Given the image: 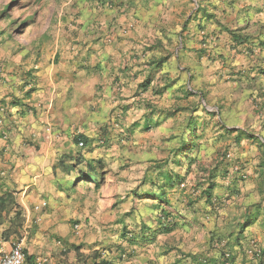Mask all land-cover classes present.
Returning <instances> with one entry per match:
<instances>
[{"label": "crops", "instance_id": "obj_1", "mask_svg": "<svg viewBox=\"0 0 264 264\" xmlns=\"http://www.w3.org/2000/svg\"><path fill=\"white\" fill-rule=\"evenodd\" d=\"M76 1L45 35L30 39L28 55L0 51V196L12 192L24 217L12 232L15 211L0 213V257L22 241L32 256L27 264H120L119 246L141 254L130 264H149L145 252L157 233L178 229L155 232L165 219L155 198L141 196L146 185L153 191L164 182L158 173L165 146L155 138L160 133L163 140L181 116L208 114L204 108L238 120L254 99L263 104L251 94L264 91V0ZM80 138L87 145L79 146ZM103 154L120 158L118 176L132 164L147 175L96 181L98 169H112L96 163ZM92 165L93 179H82ZM261 169L249 163L247 176ZM224 184L242 195L222 197ZM253 185L217 174L212 200L227 202L225 217L240 222L259 197ZM206 186L180 184L193 198ZM143 200L158 209L154 223L142 212ZM255 225L250 221L244 233ZM142 232L146 241L131 245L127 237Z\"/></svg>", "mask_w": 264, "mask_h": 264}, {"label": "rangeland", "instance_id": "obj_2", "mask_svg": "<svg viewBox=\"0 0 264 264\" xmlns=\"http://www.w3.org/2000/svg\"><path fill=\"white\" fill-rule=\"evenodd\" d=\"M90 1L93 3V0ZM77 3L76 0H0V51L14 55H28L31 51L29 48L34 45L30 39L45 35L48 25H55L60 18H65L64 14H68L62 12V8L73 7ZM253 95L264 97V91H255L251 94ZM262 100L263 104H259L254 99L253 104L246 108L244 115L238 120H234L231 116L223 117L225 115L221 113L214 116L199 111L195 135L187 131L189 115L172 121L163 140L158 133L159 137L156 136L155 140L160 143L163 141L165 146L162 157L165 161L160 162L161 170L179 175L176 186L167 188L172 203L166 205L167 210L173 211L174 207L182 205L181 201L187 195L179 182H194L198 187L201 183L207 182L213 172L219 174L221 180L239 179L242 183L246 180L253 182L252 188L256 189L259 197L249 205L247 214L240 221L243 222L247 217H250L251 221H256L254 229L249 230L248 233H244L246 229L240 233V222L227 220L222 210L226 208L224 203L227 202L218 199L208 206L205 202L194 205L199 219L190 226L186 223L179 225L173 234L157 233L160 235L154 241L153 247L151 246V251L145 252V257L152 256L150 260L152 263L149 264H223L226 261L230 264H264L262 254L264 252V98ZM214 111L218 110L214 109ZM224 125L230 129H242L245 134L240 141H237V133L228 132ZM184 133L189 136L187 139L189 143L185 148L181 141ZM190 142L195 145L191 153H188L186 148L191 145ZM95 161L102 165L112 164V169L104 174V181L120 179L133 182L147 175L145 167L132 164L124 169L122 177L118 176L117 171L121 168L122 162L115 156L97 155ZM253 162L263 169L258 171V176L251 173L244 177L243 174H247L248 164ZM237 164L240 166V173L232 177L233 167ZM100 170L102 169H98L97 172ZM150 176L158 180L157 175L150 174ZM161 180L163 179L160 178ZM254 180H257V183ZM226 186L223 185L225 195L222 197L228 199L231 196L242 195L241 189H236L237 186H233L232 189ZM150 188L151 184H148L142 190L146 191ZM152 188H157V185ZM152 205L149 200L142 201V212L150 222L154 223L158 209ZM178 222L182 223V220ZM32 226H38V223L34 222ZM161 241L164 244L160 245ZM160 247H165L166 250L162 251ZM118 251L120 264H130L136 255L126 249L124 251L131 252L132 255L121 257V251ZM226 253L230 256L227 257ZM137 255L139 257L141 254ZM161 260L165 262L159 263Z\"/></svg>", "mask_w": 264, "mask_h": 264}, {"label": "trees", "instance_id": "obj_3", "mask_svg": "<svg viewBox=\"0 0 264 264\" xmlns=\"http://www.w3.org/2000/svg\"><path fill=\"white\" fill-rule=\"evenodd\" d=\"M241 41V39H240ZM180 109H176L175 111H179ZM199 108H196L194 110H192V112L198 111ZM204 110L210 114V115H217L218 113L216 111H208L204 108ZM167 112L168 115L173 114L174 110H165ZM198 123V116L197 115H189V119L187 122V131L190 132L195 135V130H196V126ZM222 124V123H221ZM224 128L227 129L228 132H236V139L237 141H240L241 138L243 137V135L245 134V131H243L242 129H230L228 128L226 125L223 126ZM146 128L149 129L150 126L147 124ZM188 135H186L184 133V135H182L181 141H182V146H184L189 142H187L188 139ZM193 138V137H192ZM83 139L85 142V145H87V139L85 138H80ZM80 139H77V142L80 141ZM191 145L187 146L186 151L188 153H191V151L193 150V146L195 144H193V142H190ZM92 172H81L80 173V177L82 179H93V171L96 170L95 166H91ZM219 169H216V171ZM214 174H212L209 178V180L207 182H203V183H207L206 188H204L201 191V196L193 198L190 196H185V199L182 201L184 206L179 205L174 207L175 210L171 211V210H167L166 205H172L171 203V197H169V194L167 193V188H172L176 185V179L179 177V175L177 173H173V172H163L160 171L158 173V178H162L163 179V184L159 185V187L156 190H146L145 193L141 194L142 197L144 196H149L152 198L156 199V203L154 204V206H156V208L160 209L161 211V216L165 219L164 222H159L158 226L154 229L155 232H171L173 231L177 226L180 225V223L178 222L180 219L182 220V224L186 223L187 225H192L190 223H188L189 219L191 222L197 221V215L198 212L197 210L194 208V205H197L201 199L203 197H206V203H211L213 202V196H214V188H215V179L217 178V174H215V172H213ZM105 174L104 171H99V174H95V178L96 181L100 178L103 177V175ZM98 176V177H97ZM182 182V181H181ZM181 182H179V184H181ZM202 184V183H201ZM200 184V185H201ZM199 189V188H198ZM205 209H207L205 207ZM183 210H189L192 212V214L194 216H190L187 215V213L183 212ZM6 211V215L7 217L10 215L11 212L15 211L14 215L10 218V220H8L9 222H11V226L8 230H10L11 228L15 227V230L13 229L12 232H18V229L21 228L23 226L24 223V217H23V212L22 209L20 207V205L18 204V202L15 199V196L13 195L12 192H6L3 196H0V213ZM209 212V211H206ZM1 215V214H0ZM199 216V215H198ZM250 217H247V219L243 220V222L239 223V231L240 233H243L246 229V227L249 225L250 222ZM7 230V231H8ZM127 235V231H126V227L124 228V232L122 234V237H126ZM147 239V235L142 232L141 235H129L127 237V240L129 241V243L131 245L136 244V243H144ZM118 250L121 251V257L122 256H126V255H132L131 252H125L124 249L119 246ZM263 257H264V252H262ZM32 259L31 255L27 256V263H30ZM111 262L103 259L99 262H95V264H110Z\"/></svg>", "mask_w": 264, "mask_h": 264}, {"label": "built area", "instance_id": "obj_4", "mask_svg": "<svg viewBox=\"0 0 264 264\" xmlns=\"http://www.w3.org/2000/svg\"><path fill=\"white\" fill-rule=\"evenodd\" d=\"M84 141H79V146H83ZM240 166L237 164L233 167L231 176L234 177L235 174L240 173ZM244 177H247V174H243ZM45 205V204H44ZM39 207V206H38ZM37 207V208H38ZM226 256H230L229 253H226ZM0 264H27V253L22 241L16 242L10 251L4 252L0 257ZM37 264H50L46 259L38 260ZM223 264H230L229 261L224 262Z\"/></svg>", "mask_w": 264, "mask_h": 264}]
</instances>
